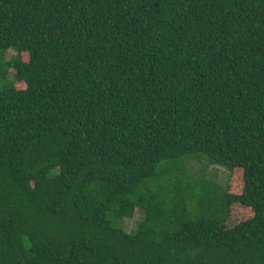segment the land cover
<instances>
[{
    "label": "trees",
    "instance_id": "16d2710c",
    "mask_svg": "<svg viewBox=\"0 0 264 264\" xmlns=\"http://www.w3.org/2000/svg\"><path fill=\"white\" fill-rule=\"evenodd\" d=\"M0 264H264V0H0Z\"/></svg>",
    "mask_w": 264,
    "mask_h": 264
},
{
    "label": "rangeland",
    "instance_id": "374dc122",
    "mask_svg": "<svg viewBox=\"0 0 264 264\" xmlns=\"http://www.w3.org/2000/svg\"><path fill=\"white\" fill-rule=\"evenodd\" d=\"M11 55H13L14 53L11 52ZM9 80H14V71L12 70L11 73L8 76ZM15 82V81H14ZM18 88H23L22 84H18L17 85ZM190 157V156H188ZM193 157V156H192ZM199 157V155H198ZM207 161V160H206ZM182 167L185 166L184 162H180L179 163ZM187 166L189 167V169L195 173L196 175H200V174H204V176L206 177L205 180H207L209 183L211 184H215L218 185L219 187H221V189H225L226 187H233L232 185L235 184V186L237 185V188L239 187L238 190L236 189H232V193L233 194H240L239 192L241 191V186L242 183L240 182V178L242 177V172L240 170H234L233 173L230 174L229 171H227L226 169L220 167V166H209L206 164H201L199 162H195V161H189ZM241 183V186H240ZM230 190V189H229ZM233 216L234 215H243L245 214H249V211H247L246 209H242L241 207L233 206ZM142 219V214L141 212L137 211L135 214V217L133 219H125L124 224H123V228L126 232H132L134 230H136L140 220Z\"/></svg>",
    "mask_w": 264,
    "mask_h": 264
}]
</instances>
